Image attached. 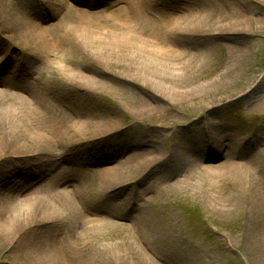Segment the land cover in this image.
Returning <instances> with one entry per match:
<instances>
[{
    "label": "rangeland",
    "instance_id": "1",
    "mask_svg": "<svg viewBox=\"0 0 264 264\" xmlns=\"http://www.w3.org/2000/svg\"><path fill=\"white\" fill-rule=\"evenodd\" d=\"M98 1L95 8L73 0H63L62 7L49 8L45 0H0V10H4L0 11V53L10 55L0 61V84L18 87L29 94L28 98L0 102V129L5 130L9 121L13 126L27 125L31 129L62 119L86 121L99 127L86 134L87 139L72 146L49 140V147L37 150L24 136L17 138L24 148L22 153L14 154L12 149L0 152V185L15 179L26 185L34 180L40 186L37 192L57 215L56 235L69 242L76 233L75 222L57 194L56 180L46 176L49 165L44 162L48 157H63L61 162L68 165L63 172L66 174L63 183L71 190L72 200L81 207L80 215L111 224L89 232L86 241L91 249H116L124 254L126 264H264V250L260 251L264 248V232L260 215L252 206L255 199L241 206L222 203L224 206H216L219 198H232L246 186L217 178L204 169L208 166L214 169L225 160L242 164L258 176L254 182L258 193L264 192V0H154L147 6V12L159 16L181 15L187 9L211 14L214 21L221 16L224 24L246 20L239 35L224 37L221 33L226 31H220L219 38H202L200 42L190 36L172 40L179 48L199 50L202 56L186 63L189 72L172 84L171 90L195 89L216 81L221 88L215 101L226 99L211 120H200L201 111L190 102L189 113L174 115V123L165 121L162 126L125 111L135 104L132 96L147 98L136 85L124 84L118 79L123 77L115 76H125L127 70L123 74L116 68H104L87 57L86 48L76 50L66 41L57 40L52 49L39 47L28 52V44L17 40L22 21L63 26L74 18L77 10L107 13L103 25L109 31H120L110 13L127 9L128 0ZM138 11L141 8L132 13L135 21ZM62 68L72 69L68 72L72 74L66 76ZM79 75L90 76L103 88L97 94L87 90L71 78ZM243 94H246L244 98ZM178 104L171 100L167 106L175 108ZM111 120H118L119 125L101 128ZM209 120L220 125L215 131L219 138L214 143L205 137L213 126ZM186 124L191 126L190 130L182 132ZM178 144L187 158H170ZM136 146L164 160L134 180L105 188L98 170L101 172L116 163L128 167L125 159ZM214 153L227 158L216 162L206 160ZM29 154L35 155L33 159L28 160ZM95 156L102 163L94 165L98 160ZM43 168L42 177L30 176ZM185 176L188 178L185 187L174 185L176 178ZM133 237L137 248L131 247ZM26 239H22L17 249L23 253L30 244ZM15 245L13 241L0 247V264L23 261L24 256L14 251ZM130 247L128 252L126 248Z\"/></svg>",
    "mask_w": 264,
    "mask_h": 264
},
{
    "label": "bare ground",
    "instance_id": "2",
    "mask_svg": "<svg viewBox=\"0 0 264 264\" xmlns=\"http://www.w3.org/2000/svg\"><path fill=\"white\" fill-rule=\"evenodd\" d=\"M73 1L88 8H95L100 2L98 0L93 2L88 0ZM62 2L63 0H45V6L49 8L55 5L62 7ZM128 2L127 9L122 8L113 13L109 12L113 16L111 20L117 22V25L121 27L118 32L109 31L111 29H107L103 25L107 21V13H105L107 15L105 16L102 11L86 12L77 10V12H74V18L63 26L58 24L43 25L37 22L28 24L22 21L21 30L16 37L17 40H23L28 44L26 45L29 47H26L28 52L39 47L52 49L56 46L55 42L57 40L66 41L76 50L79 47L86 48L88 51L87 57L90 56L89 59L92 62H97L104 68H116L123 74L127 70L129 73L125 76H115L117 78L123 77L118 79L123 81L124 84L136 85L148 98L132 96L135 104L125 109V111L135 118H140L150 123H157L160 126L165 121L174 123V115L181 112L189 113L188 106H190V102L196 104L194 105L195 108L201 111L200 120L210 118L217 113L222 107L221 102L226 99L222 98L215 101L220 96L219 89L221 87L218 82L214 81L195 89L171 90V85L181 81L189 72V67L186 63H193L202 56V52L199 50L186 47L179 48L180 46L173 44L172 40L190 36L188 38L200 42L202 38H219L220 33L218 32L220 31H226L221 33L224 37H230L234 34L239 35L242 32L241 30L244 29L246 20L230 21L224 24V19H220L221 16H218L217 21H214L211 14L203 15L201 12L187 9L184 10L186 13L181 15L167 13L159 16L150 14L146 9L154 0H128ZM140 8L141 11H138L139 16L135 21L132 13ZM0 11L3 13V8ZM9 49L13 50V48ZM9 56L8 53L1 52L0 61ZM56 63L60 64V62ZM62 70L66 72V76L72 74L68 73L72 69L62 68ZM15 71H18V67ZM135 71H139V74L136 75ZM71 78L96 94L103 88L100 82L91 79L90 76L79 75ZM23 95L29 97V94L25 91L18 93L14 87L5 83L0 84V102L21 98L24 97ZM245 96L246 94H243L242 97L244 98ZM171 100L177 101L179 103L178 107L167 106V103ZM210 120L209 123L213 126L206 132L205 137L214 143L219 138L216 136L215 131L220 125H216ZM8 123L4 126L5 130L4 128L0 129V152L12 149L14 154L22 153L24 148L18 143L17 138L20 139L23 136L33 149L39 150L43 146L49 147L51 143L49 140L56 144L66 143L72 146L71 144L75 142L87 139V137H84L91 130L99 128L90 126V123L86 121L66 122L65 119L50 121L38 126V128L31 127V129L27 128V125L17 127L13 126L10 121ZM117 125H119L118 120H111L106 126L101 128H111ZM190 127V125L186 124L181 128V131L190 130ZM110 130L112 129L107 131ZM25 133H28L27 136H25ZM211 147H214L213 144ZM134 149L136 150H134L133 154L128 155L125 159L128 167L123 168L116 163L105 170H101V172L98 170L101 176V183L105 188L112 189L126 180H134L153 164L164 160L161 157L154 156L152 152L139 150L137 146ZM170 154V158L174 159L187 158L184 155V148L179 147V144L174 152ZM29 155L31 156L28 157L27 155L28 160L33 159L35 156ZM95 157L98 159L97 156ZM225 157L227 158L223 154L214 153V155H208L206 160L216 162ZM62 159L64 158L48 157L44 160L49 165L46 168V176L54 178L56 185H59L57 194L59 198L63 199L66 210L69 211L75 222L76 233L70 237L69 242L66 241V238L62 239L60 234L59 236L56 235L57 226H59L57 215L48 207L47 200L37 192L40 186L35 185L33 183L34 180L26 185L23 182L21 186L18 185L19 187L15 191L10 186L2 185L0 186V247L8 246L15 241L14 251L24 256L22 262H7V264H126L124 254L116 249H91L88 246L86 239L89 232L96 228H108L111 224L109 221H102L103 219H87L80 215L81 207L78 202L72 200L71 190H67L63 183V177L66 176L63 172L68 165L63 164L64 162H61ZM95 163L94 165H98L102 161L98 159ZM204 169L207 170L208 174H216L217 178L231 179L235 184L242 182L246 186L245 190L232 198H219L215 205L241 206L242 203L251 198L255 199L252 202V206L256 209L255 212L260 215V227L264 232V192L258 193L254 186V182L258 177L254 171L249 167H243L242 164L228 163L226 160L223 164H218L214 169H210L209 166ZM43 172L44 168L40 174L34 173L32 175H38L40 178ZM187 184L188 178L186 176L182 179L176 178L174 181L175 186L185 187ZM134 237L131 247L137 248V241ZM22 239L30 240L29 247L25 253L22 250H17L21 246ZM131 247L129 249L126 248V250L129 252ZM261 250H264V248L261 247Z\"/></svg>",
    "mask_w": 264,
    "mask_h": 264
},
{
    "label": "water",
    "instance_id": "3",
    "mask_svg": "<svg viewBox=\"0 0 264 264\" xmlns=\"http://www.w3.org/2000/svg\"><path fill=\"white\" fill-rule=\"evenodd\" d=\"M1 186V185H0Z\"/></svg>",
    "mask_w": 264,
    "mask_h": 264
}]
</instances>
